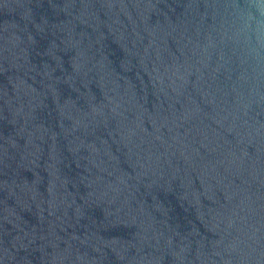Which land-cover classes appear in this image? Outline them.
Returning <instances> with one entry per match:
<instances>
[{
  "label": "water",
  "instance_id": "water-1",
  "mask_svg": "<svg viewBox=\"0 0 264 264\" xmlns=\"http://www.w3.org/2000/svg\"><path fill=\"white\" fill-rule=\"evenodd\" d=\"M0 264H264V0H0Z\"/></svg>",
  "mask_w": 264,
  "mask_h": 264
}]
</instances>
